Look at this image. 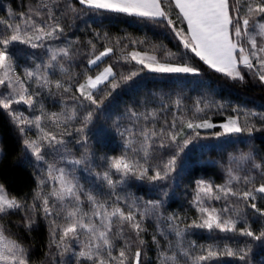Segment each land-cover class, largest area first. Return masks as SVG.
Segmentation results:
<instances>
[{
    "label": "snow or ice",
    "instance_id": "obj_1",
    "mask_svg": "<svg viewBox=\"0 0 264 264\" xmlns=\"http://www.w3.org/2000/svg\"><path fill=\"white\" fill-rule=\"evenodd\" d=\"M77 2L88 10H103L152 21H164L183 48V51L179 48L177 51H172L160 43L152 46L154 52L159 51V58L156 55L148 56L147 53L141 55L132 52L121 57L126 62L135 61L143 68L148 69L149 72L159 75H199L201 68L191 66L188 62V53L191 52L208 68L231 80L243 83L245 80L243 69L253 74L258 78L260 84L264 85V0H243L246 5L243 13L240 7L241 0H235V4L231 5L229 0H174L175 7L182 14L181 22L186 21L187 33L183 28L175 27L174 22L168 18V13L161 7V0H77ZM59 7L58 0H43V2L38 0L36 7H29L28 11L20 13L18 18L0 19V24L4 25L0 30V88L5 90L0 92V110L9 116L21 136H24L30 127H35L37 138L24 139L23 144L26 152L32 158L45 165L44 178L38 180L37 191L34 193L31 205L20 201L16 196L9 195L4 185L0 184V218L20 210H27L29 213L37 211L42 213L45 220H48L51 225V243L58 250V254L61 257L70 254L67 264H143L141 248L146 244V241L142 234L148 231L144 227V221L156 213L161 206V201H147L141 211L136 200H133L127 204V211H125L119 206V201L122 198L117 195L113 202L115 206H111L107 200L100 201L91 192L85 193L83 186L68 170L58 167L56 161L49 162L46 158L48 155H54L61 151L67 152L68 141L65 137H71L73 133L67 130L66 125L77 119L80 120V127L75 128L74 131L82 135L75 143L86 146L88 143L87 130L96 118L95 111L89 110L80 114L76 108H73L70 113L68 111L46 113L41 104L39 116L26 117L22 112L14 110V105H24L26 109H34L39 102L40 90L46 89L51 93L53 85L64 93H72L70 98L76 104L83 106L87 102L88 105H94L98 109L104 99L111 96L112 92L122 83L126 84L139 75V72H132L129 75L121 73L117 80V73L114 71L113 65L108 64L94 76L85 73L83 82L75 86V93H73L71 83L65 86V83L59 80L52 81L48 71L54 66H59L61 71H66L64 66L59 64V60L72 58L71 44L60 48L48 47L49 60L47 63L36 65L35 69L25 68L22 77L16 75L12 46L20 43L35 49L46 47L44 41L58 39L64 31L56 15V9ZM64 11L66 14L68 11L75 12L77 9L68 3L64 6ZM8 15L12 17L11 10ZM88 43L92 49V58L87 60L89 66L99 67L104 59L110 57L114 52L113 47L105 46L104 50L97 55L95 54L96 45L91 41ZM116 43L119 44L120 40L117 39ZM133 43H144V41H133ZM29 81H34L35 89H32ZM102 85L110 88V91H107L102 98L97 99L96 92L101 90ZM195 111L203 112L204 109L197 107ZM233 112L237 115L229 116L224 123L219 125L223 131L215 133L216 137H236L232 141L233 143H243L245 141L240 139V134L246 133L251 136L253 132L264 131V113L247 111L238 107L234 108ZM149 115L155 116L156 113L153 111ZM241 115L243 119H241ZM130 117L138 119L134 112H130ZM257 117L260 127H257L256 124ZM148 118V115H144L145 120ZM45 120L61 130L58 132L47 130L42 124V121ZM180 123L195 134L183 139L181 143L177 138L183 136L182 129L165 132L164 128H161L157 132L145 127L138 133L141 138L138 149L133 147V139L124 142L126 148L142 153L144 163L142 164L140 159L130 158L127 154L106 158L108 170L96 173V176L106 182L108 187L113 190V194L117 185L126 183L130 177L140 181L147 180L153 185L168 180L177 171L181 153H184L188 145L199 137V133L195 130L215 127L209 120L193 123L181 119ZM170 127L177 128L175 118ZM125 132H128L130 136L136 135L130 129H125ZM120 134L124 135L123 132ZM154 138H159V144H155ZM165 140L168 143H165ZM173 145L178 148V151L162 165L153 167L148 163L154 146L165 149ZM65 159L66 156H60L61 161ZM67 162L73 166L84 165L88 162V153L85 151L81 158ZM230 163L235 167L227 168V179L224 184L214 185L205 180L196 181L192 205L200 213L199 222L193 220L190 225L181 229L179 227L180 217L172 215L166 218L169 222V229L174 231L178 239H182L188 228H198L209 232L239 231L241 235L251 237L256 241H264V230L256 234L252 231L251 226L237 229L238 219L232 218L229 213L238 217L244 209L236 208L228 203L230 198L235 197L254 214L264 216V208L257 205L258 200L264 199V183L255 186L257 177L264 180V155L260 156V160L257 162V157L252 151L242 152L239 156L230 157ZM245 164L250 165V169L247 174L240 175L237 169L242 168ZM253 172L255 175L252 174ZM113 175H118L119 180H114ZM49 182H52V187L46 193L43 189ZM234 183L252 187L242 190L234 188ZM82 195L86 197L91 206L90 213L83 210ZM212 200H224L225 205L220 209L205 206L206 201ZM69 205L72 206L69 207ZM61 216L65 223L57 224V219ZM159 219L165 218L159 217ZM34 223V219L26 216L23 227L30 229ZM157 232L160 236L165 235L159 224H157ZM82 234L87 238L85 241H80ZM115 239H121L124 243V246L119 249L118 255L113 254ZM74 242H79L78 251L73 247ZM133 243L141 247H137L134 256L129 257L128 253ZM152 243L156 245L159 253L157 264H180L177 253L173 252L168 255V251L161 248L160 240L156 235L152 236ZM202 250L206 254L195 257H190V253L184 249H181V253L184 257H190L192 264H204L205 261L221 255L238 256L243 261L251 252V248L234 250L228 246H225L223 250H217L214 246H208L207 249ZM0 264H29L27 249L17 240L6 236L2 226H0ZM61 264H64L63 260Z\"/></svg>",
    "mask_w": 264,
    "mask_h": 264
},
{
    "label": "trees",
    "instance_id": "obj_2",
    "mask_svg": "<svg viewBox=\"0 0 264 264\" xmlns=\"http://www.w3.org/2000/svg\"><path fill=\"white\" fill-rule=\"evenodd\" d=\"M0 3V18L8 17L9 10L13 15L26 13L29 7H36L38 0H2ZM43 2V0H41ZM60 7L56 9V15L64 31L59 36L56 43L65 47L71 44L72 58H61V62L66 71H61L59 66L49 69V77L52 81L59 80L75 86L84 80L85 73L93 74L99 67L91 68L87 60L92 58V49L89 41L96 45L95 54L103 51L105 46L113 47L114 52L110 57H106L102 64H112L119 80L120 74L129 75L132 72H139L132 81L122 83L119 88L112 92V95L104 99L100 108L94 105L83 106L76 104L70 97L72 93H64L52 86L51 93L46 89H41L39 105H43L46 113H60L62 109L70 113L71 109L83 114L93 110L96 118L87 130V145H77L76 140L82 134L74 131L80 127V120L69 122L66 127L73 135L65 137L68 141L67 152L73 159H79L87 151L88 164L75 166L81 176L98 179L96 173H103V169H97L99 161L119 157L127 154L132 159H140L143 164L142 153L133 152L125 147V140L133 139V147L139 148L140 137L138 133L145 127L154 129L157 132L164 128L165 132H175L183 130V136L178 137L182 143L183 139L193 136L195 133L184 127L180 123L185 122L201 123L209 120L215 125L213 128H199L195 131L199 137L193 140L184 153L178 159L177 171L166 180L157 182L155 185L147 180L140 181L130 177L126 183L118 184V189L122 192L120 197H124L119 202V206L127 211V204L136 200L143 211L147 201H161L160 208L156 213L144 221V227L148 229L143 233L146 244L142 246L143 264H157L158 251L152 243V236L156 235L160 240L162 249L168 251V255L176 252L180 264H192L190 257L205 255L202 249L214 246L217 250H223L225 246L237 249L251 248L245 260H240L238 256L229 257L221 255L204 264H264V241H256L251 237L241 235L237 232L207 231L198 228H188L182 239H178L168 227V216L176 215L180 217L179 227L184 229L193 220L199 221V212L192 205L191 196L188 192L191 184L197 179H208L214 183L223 182L221 163L224 162L231 151L234 143L228 139H217L215 133L222 128L229 116H235L234 108L247 109L258 113H264V85L260 84L258 78L245 73V80H231L227 76L215 72L208 68L198 57H191L194 67H200L199 75L168 76L151 73L137 63L122 60L121 55H125L133 49V41H144V45L150 46L163 43L176 50L181 46L174 40L172 31L165 29L161 21H152L139 17H131L125 14L107 11L88 10L80 5L77 0H58ZM71 3L77 11H68L65 14L64 6ZM230 5L235 4V0H229ZM169 5L177 12L181 20V14L175 7L172 0H161L163 8ZM243 0H241V12L243 13ZM161 24V25H160ZM183 28L187 31V24L183 22ZM107 34V35H105ZM117 39L120 43L117 44ZM49 43V42H48ZM142 44V43H141ZM149 47V46H148ZM144 49V48H143ZM152 49V48H151ZM15 63L20 67L26 64L35 65L37 61L48 60L49 51L41 48H32L19 44H14L11 48ZM125 51V52H124ZM32 57H36L33 62ZM118 57L121 59H118ZM118 61V62H116ZM35 85V83H34ZM36 87V86H35ZM110 88L101 86V90L96 92L97 99L102 98ZM199 101V103H197ZM203 108V112H196L195 109ZM155 111L156 115H149ZM130 112L137 114L138 119L130 117ZM41 114V112H39ZM143 114V115H141ZM148 115V119H144ZM176 119L177 128L170 127L173 119ZM257 127H260L259 118H256ZM125 129H130L135 136H130ZM123 132L124 135L120 133ZM34 134V133H33ZM155 144H159V138H154ZM251 140L256 148L257 157L264 155V131L253 132ZM168 143L167 140L164 141ZM0 184L11 196H16L20 201L31 205L34 193L37 191L39 175L36 168V160L26 152L19 153L12 134L6 128V113L0 110ZM178 151L173 145L165 149L153 148L152 155L148 163L153 167L162 165L172 155ZM64 152V151H62ZM150 175L152 172L150 171ZM114 180H119L118 175H113ZM127 202V203H126ZM251 203V202H249ZM39 204V202H37ZM258 207L264 208V199L257 201ZM36 219L32 227H23L19 214H8L0 218V222L6 232L14 240L27 249L29 253V264H56L62 258L58 250L52 245L50 227L48 220H45L42 213H35ZM164 217L165 219H159ZM244 223L237 226V229L251 226L254 233L259 234L264 230V216L254 214L251 209L246 210L242 216ZM157 224L164 230L165 235L160 236L157 232ZM130 235V234H129ZM169 242L171 247L169 248ZM124 246L123 240L115 239L114 255ZM138 244L133 243L129 251V257L134 256ZM181 249L187 250L190 257H184Z\"/></svg>",
    "mask_w": 264,
    "mask_h": 264
},
{
    "label": "rangeland",
    "instance_id": "obj_3",
    "mask_svg": "<svg viewBox=\"0 0 264 264\" xmlns=\"http://www.w3.org/2000/svg\"><path fill=\"white\" fill-rule=\"evenodd\" d=\"M0 3L3 4V1L0 0ZM244 7H246V5L243 6V8ZM163 10L168 13V18L171 19L174 22V25H175L176 28H178V29L179 28H183V23L181 22V20L179 18V15L172 8L171 5H169L166 8H163ZM18 17H19V15H12V17H9V15H8V17H1L0 19H9L10 20L12 18H18ZM161 22H162V25L160 24L161 26H163L165 29L170 30L169 27L166 26V22H164V21H161ZM3 27H4V25L0 24V30H2ZM170 32H171V30H170ZM185 33H187V31H185ZM172 35H173L174 40L177 41L176 43H179L178 38H176L174 36L173 32H172ZM55 41H57V39L44 41V44L46 45V47H41L42 51H44L45 49L48 50V47H51V48L63 47V46L59 45L58 43H56ZM16 44H19L20 46L25 45V44H20V43H16ZM25 46H28V45H25ZM133 46H134L133 49L131 51H129V52L126 51L125 55H128V54H130L132 52H137V53H140L141 55H144L145 53H147L148 56L156 55L159 58V55H160L159 51H155L154 52L153 49H151L152 46H150L149 44H148L149 47L147 45H144V43H142V44L141 43H134ZM165 46H167V45H165ZM28 47H30V46H28ZM167 48L171 49L168 46H167ZM35 49H39V48H35ZM35 49L32 48V50H35ZM179 50L183 51L182 45L179 46ZM172 51H177V49L176 50H172ZM193 54L194 53L189 52L188 53V58H187L188 62H189V64L191 66H192L191 57L193 56ZM125 55H121V56H125ZM32 58H33L32 61L36 62V61H34V59L36 57L35 58L32 57ZM118 59H120V58L118 57ZM48 60H46V61L45 60H42V61L39 60V61H37V63L35 65L26 64L24 67H20L19 65H17L15 63V74L16 75H20L22 77L23 76V70L25 68L35 69L36 65H43V64L47 63ZM59 61H61V60H59ZM116 62H118V61H116ZM132 62L136 63L135 61H132ZM146 62H150V61H146ZM102 63L99 65V69L95 73H93V74L89 73L88 75H93L94 76L96 73L101 71L103 69V67L107 66L106 64H102ZM59 64H62V63L59 62ZM139 66H141V65H139ZM90 67L93 68L95 66H90ZM144 69L148 71V69H146V68H144ZM242 71H244L245 73H248L247 70H243L242 69ZM248 74H250L251 76H254L251 73H248ZM28 83L32 85V89H35L34 81H29ZM4 91L5 90L3 88H0V92H4ZM66 109L67 108L62 109V111H60V113L64 112ZM14 110L18 111V112H22L26 117L39 116L40 115L39 114L40 105L38 103H37V105H36V107L34 109H26V107L24 105H14ZM243 110H247V109H243ZM247 111H251V110H247ZM241 119H243L242 115H241ZM61 123L63 124V121H61ZM42 124L49 131L58 132V131L61 130V129L56 128L53 124L49 123L46 120L42 121ZM6 128L12 134L14 142H15V144L17 146V150H18L19 153H21V152H23V150H25V147H24V144H23V140L24 139H36L37 138V130L35 129V127H30L28 129V131L26 132V134L24 136H21L20 133L18 132V130L13 125L12 121L10 120V118H9V116L7 114H6ZM222 131H223V129H221L219 132H222ZM216 138L217 139H220V138L221 139H228V140H232V141L236 139V137H228V136H221V137H216ZM240 139H242L245 142H243V143L237 142V143H234L233 145H231L232 146L231 147L232 148L231 151L229 152L226 160L221 163L222 174H223V182L220 183V184H224L225 180L227 179V174H226L227 168L230 167V166L235 167L234 164L230 163V157L239 156L240 153H242V152L243 153H247L249 151H252L253 154L257 157L256 148H255V145L253 144V142L251 140V136H249L246 133L245 134H240ZM62 155L66 156V159L63 160V161L60 160V156H62ZM0 156H1V147H0ZM46 158L48 159L49 162L56 161L58 167H64L66 170H68L69 173L78 181V183L83 186L84 192L85 193L91 192L93 195H95L98 198V200H100V201L107 200L111 206H115V204L113 203L114 200H115V196H117V195L121 196L122 192L118 189V187H116L115 192L113 194V190L110 189L108 187V185L106 184V182H104L99 177H97L98 179L88 178V177L86 178L84 176L82 177L80 170L77 167H75V166H73V165H71V164H69L67 162L68 160H72L73 159L69 155L68 152L65 153V152L61 151V152L56 153L54 155H48ZM257 162H259L258 157H257ZM87 164H88V162H87ZM96 166H99V167H96L97 169H100V167H101V169H103L104 171L108 170L107 169V161H106V159H103V160L99 161L98 165H96ZM36 168H37V172H38V175H39V179H43L44 175H45V165L42 162H37L36 161ZM249 169H250V165L245 164V165L242 166V168L237 169V172L240 175H245V174H247ZM252 174L255 175L254 172ZM197 180H205V181H208V182H210V183H212L214 185L218 184V183H214V182H212V181H210L208 179H204V178L197 179ZM197 180H195L191 184V187H189V189H188V192H189V194L191 196V201L193 200V197L195 195V186H196V181ZM260 183H264V180H262L259 177H257L255 186H259ZM51 187H52V182H49V184L44 187V189H43L44 192H46V193L49 192ZM249 187H252V186L251 185L244 186L242 183H240V184H235L234 183V188H240L242 190H248ZM121 198L122 199L120 201H123L125 199L124 197H121ZM81 200L83 201V204H82L83 210L85 212H89L90 213L91 212V206L89 205V203H88V201H87V199H86V197L84 195L81 196ZM228 203L230 205L235 206L236 208L244 209V211L240 212L238 217L236 215L232 214V213H229V215H232V218L238 219L237 226L240 225L241 223H244V220H243L242 216L244 214H246V210H248V208H245V205L243 204V202L242 201H237V199L235 197L230 198ZM224 205H225V201L224 200H220V201L212 200V201H206V205L205 206H211V207H215L217 209H220V208L224 207ZM71 206L72 205H69V207H71ZM109 210H111V209H109ZM35 213H29V212H27V210H20V211L15 212V214H19V216L21 217L22 222H24V223H25V217L26 216H29L30 218L35 220L36 219ZM96 219H97V221L99 220L98 217ZM199 219H200V213H199ZM64 223H65V221L63 219V216H61L60 218L57 219V224H64ZM0 226H2L1 222H0ZM5 235L8 236L10 239H13L9 235H7L6 232H5ZM86 239H87L86 236L82 234L81 237H80V241H85ZM73 247H75L76 250L78 251L79 250V242H74L73 243ZM69 259H70V254L66 255V257L62 258L61 260L56 261V264H61L62 260L64 261V264H67Z\"/></svg>",
    "mask_w": 264,
    "mask_h": 264
},
{
    "label": "crops",
    "instance_id": "obj_4",
    "mask_svg": "<svg viewBox=\"0 0 264 264\" xmlns=\"http://www.w3.org/2000/svg\"><path fill=\"white\" fill-rule=\"evenodd\" d=\"M173 1V3H174V0H172ZM179 10V9H178ZM182 15V14H181ZM186 22V21H185Z\"/></svg>",
    "mask_w": 264,
    "mask_h": 264
}]
</instances>
